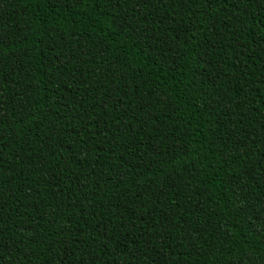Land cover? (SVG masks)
Segmentation results:
<instances>
[{
	"label": "trees",
	"instance_id": "obj_1",
	"mask_svg": "<svg viewBox=\"0 0 264 264\" xmlns=\"http://www.w3.org/2000/svg\"><path fill=\"white\" fill-rule=\"evenodd\" d=\"M0 264H264V0H0Z\"/></svg>",
	"mask_w": 264,
	"mask_h": 264
}]
</instances>
